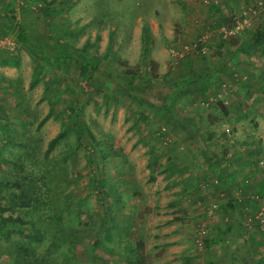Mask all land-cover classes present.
I'll return each mask as SVG.
<instances>
[{"label": "rangeland", "instance_id": "rangeland-1", "mask_svg": "<svg viewBox=\"0 0 264 264\" xmlns=\"http://www.w3.org/2000/svg\"><path fill=\"white\" fill-rule=\"evenodd\" d=\"M60 1L47 28L38 0H0L30 38L48 34L95 66L82 76L78 61L50 63L0 29V188L18 204L2 211L18 219L0 233V264H16L18 245L36 254L24 264H127V245L140 264H264V44L238 49L264 26V0ZM149 60L150 100L181 76L211 81L182 88L170 115L102 76L149 71ZM23 196L35 205L19 206Z\"/></svg>", "mask_w": 264, "mask_h": 264}, {"label": "trees", "instance_id": "trees-1", "mask_svg": "<svg viewBox=\"0 0 264 264\" xmlns=\"http://www.w3.org/2000/svg\"><path fill=\"white\" fill-rule=\"evenodd\" d=\"M41 2L38 9L42 11V13L45 16H49V19L46 22V27L50 28L52 26L53 18H55L56 9L52 7V1L54 0H38ZM71 2L70 0H62L59 2V8L63 9L66 4ZM69 4V3H68ZM0 29L1 30H11L15 32L16 38L24 45L28 46L30 51L33 53V55L36 56H42L45 59H47L50 63H59L62 61H66L69 59H74L79 62L80 65V73L82 76H85L86 73H88L90 70L95 69V66L91 64V61L87 58V54L85 55H72L69 54L67 51L68 48H66V45L56 48L54 47V41L52 40V37L48 34L44 35L41 40H35L33 38H30L28 35L25 26L16 18L14 11L10 7H6L4 10L0 11ZM143 36L145 41L147 42V29L146 27L143 28ZM112 42V34H109L108 37V47L110 46V43ZM264 44V26L258 27L253 32L252 36L249 38H244L238 45V49L242 52H250L255 51L259 49ZM146 47H144V53H146ZM5 62V61H4ZM17 62L14 61V64ZM149 71H142L138 68H126L122 74L118 76L110 75L109 73H103L102 76L104 79L110 83H113L119 91H121L124 95L137 100L138 102L145 103L148 106L155 107L156 109L160 110L162 113L175 115V104L177 101V95L180 94L181 89L184 87H191V86H200L203 87L205 83L211 81L210 76L208 74L203 73H192L187 76H181L179 78L172 79L169 84V89L162 94V97L156 100H150L147 95L149 92L153 91V81H152V74L154 75V60H149ZM13 64V65H14ZM151 69V70H150ZM143 73V74H142ZM72 109L74 107H71ZM48 117V114H46L40 121H44ZM188 123L189 128L193 130V132H197V127L194 123ZM66 129H62L57 135L52 137L49 142L46 149V153L50 152L56 143L65 135ZM203 159L207 162V164L211 167L212 170L217 171L223 180L225 181V188L226 190L231 189V176L229 173L220 165V158H218L212 151L209 149L204 150ZM102 180L100 178H96V183H94V186L97 189L98 193H105V195L108 194L107 191L102 190ZM245 186V184L243 183ZM261 192H264V186L259 189ZM14 196V194H11V197ZM253 196L250 198L253 201ZM10 197V198H11ZM102 197V196H100ZM105 197V196H104ZM106 198V197H105ZM5 199H8L7 195L5 194V191L3 188H0V233L5 237H9L10 232V225L17 221L18 218H14L12 216H3L2 211L7 209H13L18 204L17 203H6L4 202ZM32 199V198H31ZM20 205L22 207H29V205L32 204L35 205L34 199L30 201V199H25L24 196L19 198ZM250 202L248 197H243V199H228L226 202V205L229 207H234L235 203H238V205H243L244 202ZM254 217V216H253ZM36 237L40 236V231L36 230ZM126 253L128 255V262L127 264H140V262L134 263L132 259V255H134L136 248L133 249V247H130L127 245ZM17 258L15 263L16 264H24L25 259L29 255H36L33 250H30L25 245H18L17 250L15 252ZM22 256L18 259V257ZM136 260V257H134ZM102 260H104L102 258Z\"/></svg>", "mask_w": 264, "mask_h": 264}, {"label": "built area", "instance_id": "built-area-1", "mask_svg": "<svg viewBox=\"0 0 264 264\" xmlns=\"http://www.w3.org/2000/svg\"><path fill=\"white\" fill-rule=\"evenodd\" d=\"M255 10H253V12H254ZM5 43L6 42H4L2 39H0V46H5ZM257 196V195H256ZM253 197H255V196H253ZM260 215H262V211H259V213H257V215L256 214H254V217L255 218H258V217H260ZM261 219H260V221H262L263 222V218L262 217H260Z\"/></svg>", "mask_w": 264, "mask_h": 264}, {"label": "crops", "instance_id": "crops-1", "mask_svg": "<svg viewBox=\"0 0 264 264\" xmlns=\"http://www.w3.org/2000/svg\"><path fill=\"white\" fill-rule=\"evenodd\" d=\"M188 249V248H187Z\"/></svg>", "mask_w": 264, "mask_h": 264}]
</instances>
